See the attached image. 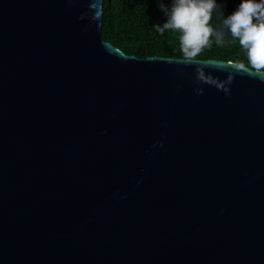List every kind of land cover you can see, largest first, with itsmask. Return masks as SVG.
Wrapping results in <instances>:
<instances>
[{"label":"water","instance_id":"95a60500","mask_svg":"<svg viewBox=\"0 0 264 264\" xmlns=\"http://www.w3.org/2000/svg\"><path fill=\"white\" fill-rule=\"evenodd\" d=\"M102 17L0 0V264H264V81Z\"/></svg>","mask_w":264,"mask_h":264},{"label":"clouds","instance_id":"9594fccd","mask_svg":"<svg viewBox=\"0 0 264 264\" xmlns=\"http://www.w3.org/2000/svg\"><path fill=\"white\" fill-rule=\"evenodd\" d=\"M165 22L154 25L155 31L179 32V44L184 63L198 62L195 58L214 40L223 47L238 42L246 54L247 64L236 63L237 72L264 81V0H239L234 10L224 14V5L218 0H170V5L159 2ZM223 17L219 27L210 21L213 14Z\"/></svg>","mask_w":264,"mask_h":264},{"label":"trees","instance_id":"16d2710c","mask_svg":"<svg viewBox=\"0 0 264 264\" xmlns=\"http://www.w3.org/2000/svg\"><path fill=\"white\" fill-rule=\"evenodd\" d=\"M161 0H103L101 38L105 42L138 59L160 57L184 59L179 44V32L166 30L163 35L155 31L154 25L165 22L164 13L159 8ZM170 5V0H162ZM224 5V14L232 12L239 0H218ZM223 17L215 13L210 23L219 27ZM229 42L223 47L213 40L195 58L196 60H219L247 64L246 54L238 42Z\"/></svg>","mask_w":264,"mask_h":264}]
</instances>
